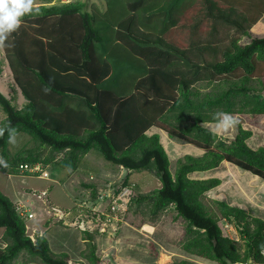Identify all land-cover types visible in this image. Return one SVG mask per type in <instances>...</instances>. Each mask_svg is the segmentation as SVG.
I'll list each match as a JSON object with an SVG mask.
<instances>
[{"label": "trees", "instance_id": "1", "mask_svg": "<svg viewBox=\"0 0 264 264\" xmlns=\"http://www.w3.org/2000/svg\"><path fill=\"white\" fill-rule=\"evenodd\" d=\"M101 1L104 11L91 12L80 0L40 4L0 42L24 99L17 108L0 92V173L33 176L19 166L53 162L73 171L96 151L129 171L121 187L134 171L159 180L148 193L134 199L130 193L129 202L146 205L154 218L172 207L186 224L183 252L218 264H264V219L223 200L214 201L219 216H213L202 198L221 180L189 177L227 162L264 181V147L248 145L252 131L238 124L226 141L207 126L217 124L219 112L264 115V35L251 32L264 16V0ZM193 7L199 11L187 46L166 41ZM205 22L209 30L201 37ZM9 128L27 134L31 145L10 152ZM151 128L202 154L179 159L172 171L159 135L147 134ZM26 217L0 190V264H14L21 253L38 264H68L45 235L30 237ZM220 220L236 229L238 240L223 235ZM84 237L81 257L98 264L93 236L84 231Z\"/></svg>", "mask_w": 264, "mask_h": 264}, {"label": "rangeland", "instance_id": "2", "mask_svg": "<svg viewBox=\"0 0 264 264\" xmlns=\"http://www.w3.org/2000/svg\"><path fill=\"white\" fill-rule=\"evenodd\" d=\"M49 1V2H47ZM85 3L86 11L91 7L104 10L101 0H80ZM66 2V0H33V7L45 3L46 5ZM195 10L187 13L184 20L189 23ZM185 22V21H184ZM209 30L208 23H202L199 29L201 37H206ZM190 31L184 27L171 30L166 39L184 46L187 43ZM247 40L242 39V43ZM0 50V92L11 99L13 105L21 107L24 102L18 88L13 84L11 72ZM2 62V63H1ZM264 86V78L262 80ZM209 89L203 91H208ZM232 123L217 127V124L207 125L214 133L226 141H231L237 133L240 124L244 129L252 131V137L247 141L251 148L264 147V115H231ZM5 115L0 110V120ZM161 143L169 151L171 170L176 167L177 161L189 155L198 157L202 151L190 144L169 137L164 132L157 131ZM31 145L30 137L25 133L16 134V142L8 143V150L15 152L23 146ZM61 156V155H59ZM92 158L93 163L87 159ZM118 166L107 162L101 154L91 151L81 160L79 169L71 177L72 170L50 163L43 170L48 177L7 176L0 173V190L10 196L14 203L26 209L25 219L27 233L31 238L35 235H45L52 252L59 256L67 254L68 264H88L81 257L86 248L84 231L93 236L96 244V254L100 258L98 264H168L177 260H188L197 264H218L202 258L186 254L181 249V242L185 234V222L178 218L172 207L167 208L155 218L148 212L146 205H138L133 201L139 194L148 193L159 186V180L146 171H134L128 185L121 187L117 175ZM123 174V173H122ZM92 175L91 180L89 177ZM201 178H219L220 186L206 193L202 201L206 209L213 215L219 216L214 201L223 200L230 205L246 209L251 216L264 219V181L244 172L241 169L223 162L214 170L195 174ZM125 177V175H124ZM123 177V178H124ZM122 178V179H123ZM80 182L87 183L90 188L81 186ZM106 183H111V190ZM106 194L103 204H93V191ZM110 190V191H109ZM132 191V192H131ZM110 192V195L107 194ZM125 193L119 205V212L107 215L105 204L117 200ZM135 193L131 202L129 194ZM105 201H107L105 203ZM128 202L130 204H128ZM102 205V206H101ZM96 207V210L94 208ZM99 206V207H98ZM63 213V216H61ZM152 229H145L144 225ZM222 233L238 240L236 229L224 220L219 221ZM99 229H104L101 232ZM3 229H0V237ZM0 240V245H1ZM14 264H38L31 262L29 256L21 253Z\"/></svg>", "mask_w": 264, "mask_h": 264}, {"label": "clouds", "instance_id": "3", "mask_svg": "<svg viewBox=\"0 0 264 264\" xmlns=\"http://www.w3.org/2000/svg\"><path fill=\"white\" fill-rule=\"evenodd\" d=\"M38 11L33 7V0H0V42L5 41L15 32L26 15ZM218 117L217 127L232 123V117L226 112L215 114ZM8 142H16V129H8Z\"/></svg>", "mask_w": 264, "mask_h": 264}, {"label": "crops", "instance_id": "4", "mask_svg": "<svg viewBox=\"0 0 264 264\" xmlns=\"http://www.w3.org/2000/svg\"><path fill=\"white\" fill-rule=\"evenodd\" d=\"M47 2H49V1H47ZM102 3H103V1H102ZM43 4H45V3H43ZM104 4V3H103ZM91 9V11L92 10H95V9H98V7H91L90 8ZM104 9H105V5H104ZM85 10H86V8H85ZM99 10V9H98ZM193 10H195V12H194V14H193V16L191 17V20L189 21V23H186V20H184L185 18H186V16H187V13L188 12H190V11H193ZM100 11H104V10H100ZM198 11H199V9H198V7H193L192 9H190V10H188L185 14H184V17L182 18V20H181V22H180V24L177 26V27H184V28H187V30H189L190 31V29L188 28V25H191L194 21H193V19H194V17L196 16V14L198 13ZM185 21V22H184ZM201 26V25H200ZM176 27V28H177ZM173 29H175V28H173ZM172 29V30H173ZM200 29V28H199ZM171 31V30H170ZM169 31V32H170ZM168 32V33H169ZM251 32L252 33H254V34H256V35H264V16H263V18L260 20V21H258L255 25H253V27L251 28ZM167 33V34H168ZM191 33V32H190ZM166 34V35H167ZM166 35L164 36V39L166 40V41H168L167 39H166ZM189 40H190V34H189V36H188V40H187V43L189 42ZM169 42V41H168ZM171 43V42H170ZM187 43L184 45V46H179V47H185V46H187ZM174 44V43H173ZM176 45V44H175ZM3 62H4V60H3ZM2 63V62H1ZM7 63V62H6ZM8 66V65H7ZM23 98V97H22ZM24 103V102H23ZM22 103V104H23ZM17 108H20V107H17ZM1 121V120H0ZM207 125H210V124H207ZM153 129H155V130H157V131H160V132H163L162 130H159V129H157V128H151L149 131H148V135H152V134H158V133H156V132H152V130ZM214 132V131H213ZM165 133V132H164ZM166 134V133H165ZM159 135V134H158ZM160 137V136H159ZM160 142H161V140H160ZM162 144V143H161ZM163 145V144H162ZM163 147H164V149L166 150V152H167V154H168V156H169V151L166 149V147H165V145H163ZM260 147V146H259ZM253 149H256V148H253ZM90 153V152H89ZM86 156V155H85ZM84 158V157H83ZM170 159V158H169ZM89 162H91V163H93V161H92V158H89V159H87ZM81 163V162H80ZM171 165V164H170ZM44 166V165H43ZM47 165H45V167H46ZM79 166H80V164H79ZM79 166H78V168L76 169V170H73L72 171V173L71 174H67L66 176H67V178L68 177H71V175L74 173V172H76L78 169H79ZM174 171V170H173ZM116 173H118L117 175H119V177H118V181L120 182V183H122L123 182V180L125 179V177L127 176V174L129 173V171L127 170V169H125V168H123V167H121V166H118V169H117V172ZM123 173V174H122ZM195 174H198V172H196V173H192V174H190L189 175V177L190 178H192V179H208V178H201V177H198L197 175L195 176ZM199 174H201V173H199ZM124 175H125V177H124ZM124 177V178H123ZM130 177H131V175H130ZM129 177V181L131 182V181H133L131 178ZM91 178H92V175L89 177V179L91 180ZM123 178V179H122ZM133 182H135V181H133ZM80 185L81 186H84V185H88L87 183H84V182H80ZM111 183H106V186H109V188H110V190H111ZM121 185V184H120ZM160 187V183H159V186H158V188ZM109 190V191H110ZM95 192H96V195L94 196L95 198H94V200L95 199H97L96 201L97 202H95L94 203V201H92L93 202V204H95V205H97V203H102L103 204V202L104 201H102L101 202V200H103L104 198H106L107 197V195L106 194H103V193H97V190L95 189ZM107 194H109L110 195V192H108ZM9 198H10V196H8ZM118 198H120V196H118L117 197V201H119V202H121ZM11 199V198H10ZM107 201H105V203H106ZM19 205V204H18ZM112 205V202H109V204H105L104 205V208L105 209H107V211H108V214L107 215H112V213L110 212V206ZM102 206V205H101ZM95 207V206H94ZM99 207V206H98ZM94 210H96V207L94 208ZM62 214L63 213H61V216H62ZM145 226H149L150 227V229H152V227L150 226V225H148V224H146V225H144V227ZM0 229H2V228H0ZM145 229H147V228H145ZM149 229V230H150ZM100 230V229H99ZM3 232H4V230L2 231V233H1V237H2V235H3ZM1 237H0V240H1ZM2 242V241H1ZM4 244H3V242L1 243V245L0 246H3Z\"/></svg>", "mask_w": 264, "mask_h": 264}, {"label": "built area", "instance_id": "5", "mask_svg": "<svg viewBox=\"0 0 264 264\" xmlns=\"http://www.w3.org/2000/svg\"><path fill=\"white\" fill-rule=\"evenodd\" d=\"M19 168L21 171H28L32 174H37V175H40V176L46 177V178L48 177V173L43 170V165L40 163H37V164L32 165V166L20 165ZM124 194L125 193L123 192L121 195H119L120 198H118V199L120 201L124 200V198H123ZM120 204L121 203L117 204V200L113 201V204L110 206V212L112 214H116V212H119L118 210H119ZM19 211H20L21 215H26V209H24V207L19 206ZM62 216H63V214H62ZM30 217H31V215H28V218H30ZM100 231L103 232L104 229H100Z\"/></svg>", "mask_w": 264, "mask_h": 264}, {"label": "bare ground", "instance_id": "6", "mask_svg": "<svg viewBox=\"0 0 264 264\" xmlns=\"http://www.w3.org/2000/svg\"><path fill=\"white\" fill-rule=\"evenodd\" d=\"M145 228H147V229H150V227H149V226H145Z\"/></svg>", "mask_w": 264, "mask_h": 264}, {"label": "water", "instance_id": "7", "mask_svg": "<svg viewBox=\"0 0 264 264\" xmlns=\"http://www.w3.org/2000/svg\"><path fill=\"white\" fill-rule=\"evenodd\" d=\"M126 169V168H125Z\"/></svg>", "mask_w": 264, "mask_h": 264}]
</instances>
